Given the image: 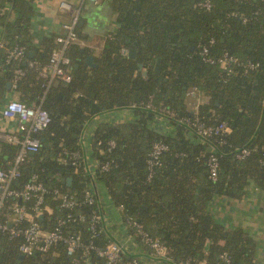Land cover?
<instances>
[{"label": "trees", "instance_id": "trees-1", "mask_svg": "<svg viewBox=\"0 0 264 264\" xmlns=\"http://www.w3.org/2000/svg\"><path fill=\"white\" fill-rule=\"evenodd\" d=\"M35 1L0 0V106L14 71L21 69L25 74L13 89L16 99L26 106L40 107L51 119L40 135L41 152L27 157L13 186L20 188L37 175L48 189L47 200L53 208H57V201L51 199L55 190L81 202L87 178L82 171L70 169L67 174L66 166L58 162L62 149H80L81 131L94 116L133 107L140 114L137 121L103 125L94 132L97 161L113 162L110 170L97 174L96 183L106 187L123 214L159 239L174 264H223V254L230 257L229 264H255L253 240L242 229L227 230L218 224L207 205L216 196L239 200L250 184L264 192V167L260 164L264 159V0H212L209 11L196 7L203 0L113 3L118 28L95 58L96 67L84 65L89 50L72 45L66 50L71 82L56 81L45 89L41 88L43 81L37 70L28 69L27 62L36 61L39 68L44 67L57 48L54 39L60 32L43 38L38 46L33 44ZM11 12L15 13L12 21ZM233 13L250 20L242 24L231 16ZM76 32L80 40L87 39L79 29ZM211 39L215 41L210 47L211 55L226 52L242 63L258 64V68L246 75L237 68L235 74L226 77L199 56L198 46L207 45ZM16 47L24 48L23 58L7 64V51ZM128 49L136 51L135 60L121 54ZM137 64L146 70L145 77L137 71ZM191 89H196L202 98L197 104V117L206 125L224 122L228 134L201 144L186 125L178 122L194 117L186 102ZM150 99L154 110L144 109ZM162 108L176 115L170 120L175 128L173 135L156 132L150 125ZM110 141L114 142L112 149L108 148ZM157 142L166 144L168 151L162 156L161 167L147 182L146 159ZM210 148L218 156L215 182L207 174ZM242 148L251 153L239 162L233 157ZM14 153L11 146L0 144V169H8ZM67 176L72 177L69 186L62 182ZM91 210L79 207L85 216ZM65 214L56 212L55 217ZM55 217L49 223L46 218L40 221L43 228L51 230ZM62 231L80 235L84 243L90 237L85 224L70 223ZM107 243L105 235L95 241L100 247ZM17 247V241L0 234V264H68L61 244L22 261ZM83 264L107 263L91 255Z\"/></svg>", "mask_w": 264, "mask_h": 264}, {"label": "built area", "instance_id": "built-area-1", "mask_svg": "<svg viewBox=\"0 0 264 264\" xmlns=\"http://www.w3.org/2000/svg\"><path fill=\"white\" fill-rule=\"evenodd\" d=\"M91 4H97L99 0H85ZM197 8L209 11L212 8V0H203L196 5ZM60 12L70 16L66 23L60 26V35L55 37L57 48L54 49L47 61V64L39 68L36 61L27 62L28 69L37 70L38 77L42 79L41 88L45 89L53 82L69 84L71 75L68 71L70 60L66 55V50L72 45L82 47L83 42L79 39L76 29L79 22V10L66 1H61L58 5ZM255 15V14H254ZM237 17L242 24L249 22V18L241 14H231ZM1 32V28H0ZM214 40H209L207 45H199V56L202 61L209 66H217L226 77L236 73L240 68L244 75L255 71L258 64L252 62L242 63L238 58L226 52L211 55L210 47ZM0 41V47H2ZM24 55V48L16 47L7 51L6 63L12 60L20 61ZM25 74L24 70L16 69L14 77L10 83V88L14 89L18 80ZM200 97V98H199ZM187 98L191 100L193 118H182L178 122L186 125L189 131L195 134L200 143L203 140L221 138L229 133L228 126L221 122L215 125H206L197 117V104L201 101V96L196 89H191L187 93ZM130 109H134L133 107ZM144 109L154 110L152 99L145 105ZM160 117L168 121L175 119L176 115L165 108L159 110ZM0 118L14 124V130L5 131L0 129V144L11 146L15 153L8 163V169H0V234L18 242L17 251L24 258H32L36 255H43L57 244L64 247L65 257L68 264L86 263L91 255L107 264H145L142 260L132 257L124 260L120 244L108 241L104 247L97 246V241L105 235L104 218L102 206L98 197L96 176L98 173L107 172L113 166L112 161L100 163L95 161L90 164L84 155V144L81 143L80 149L70 151L62 149L61 159L58 160L62 166H68L74 172L82 171L87 178V184L83 191L82 201L77 200L68 194L57 190L52 192L51 199L57 201V208H53L47 200L48 189L39 181L37 175L31 176L30 180L20 188L14 187L13 182L20 178L21 168L27 163V157L32 154L38 155L42 150L41 133L50 125V116L40 107H29L19 102L17 99H7L0 109ZM219 143H221L219 141ZM114 142L108 143V148L112 149ZM168 151V146L162 142L154 143L146 159V181L150 182L158 168L161 167V159ZM251 153L250 149L242 148L234 154L236 161H244ZM264 167V159L260 161ZM207 174L210 181L218 179V156L213 148L206 163ZM80 206L91 207L88 216L79 212ZM123 211L122 208H119ZM56 212H66L64 216H57ZM45 218L51 221L55 217L53 228L46 230L39 221ZM49 223V222H48ZM85 224L90 233L89 240L83 242L80 235H66L62 228L67 224ZM123 224L134 239L139 240L145 247L151 249L159 258L172 262L167 249L158 238L146 232L139 223L123 214ZM223 264L230 263V257L226 254L220 256ZM184 264H190L189 261Z\"/></svg>", "mask_w": 264, "mask_h": 264}, {"label": "crops", "instance_id": "crops-1", "mask_svg": "<svg viewBox=\"0 0 264 264\" xmlns=\"http://www.w3.org/2000/svg\"><path fill=\"white\" fill-rule=\"evenodd\" d=\"M66 1L76 7L79 14L77 29L86 35L82 47L89 50V55L97 58L103 51L105 41L112 36L118 28L117 15L112 10V4L117 5L127 0H99L97 4H91L85 0H36L33 4L34 17L31 28L33 33V44L38 46L43 38L56 36L60 32L62 23L69 21L70 16L60 12L58 5ZM15 13H10V21ZM79 24H81L79 26ZM81 34V35H82ZM16 99L13 89L6 90L4 102L7 99ZM200 98V97H199ZM3 102V103H4ZM187 103L191 100L186 98ZM2 106H0L1 109ZM140 119V114L134 109H121L101 113L86 122L79 137V144L83 143L84 155L90 164L97 160L93 144L94 132L103 125L120 126L133 123ZM156 132L173 135L174 126L166 118L158 115L150 123ZM0 129L5 131L14 130V124L0 118ZM198 142V140L196 139ZM203 144V143H201ZM98 197L102 206V214L105 225V236L108 241L120 244L124 260L135 257L145 264H174L145 247L139 240L134 239L123 224V212L120 205L114 204L108 190L102 183L97 184ZM208 212L214 220L227 230L242 229L255 243V264H264V192L254 184H250L245 194L239 200L216 196L207 205ZM221 244V243H220ZM223 244V243H222ZM198 264H206L201 262Z\"/></svg>", "mask_w": 264, "mask_h": 264}, {"label": "water", "instance_id": "water-1", "mask_svg": "<svg viewBox=\"0 0 264 264\" xmlns=\"http://www.w3.org/2000/svg\"><path fill=\"white\" fill-rule=\"evenodd\" d=\"M80 25L81 24H79V26ZM121 54L126 56L128 59H131V60H135V58H136V51L134 49L122 50ZM158 64H159V60L156 61L155 69H157ZM84 65L88 66V67H96V64L94 63V57L91 55L86 56L85 60H84ZM137 71L141 72L142 76H144V77L147 74L146 70L143 69L141 64H137ZM9 88H10V84H7V86H6L7 91L9 90ZM30 156H33V155L30 154ZM66 170H67V174H69L70 168L68 166H66ZM62 182L66 183L69 186L72 183V177L67 176V177L62 178ZM39 221H42V217H39ZM18 259H19V261H22V260H24V257L22 255H19ZM101 262L105 263L103 260Z\"/></svg>", "mask_w": 264, "mask_h": 264}]
</instances>
